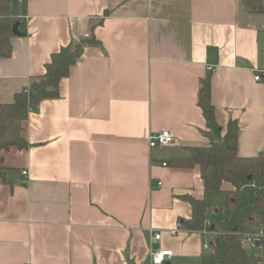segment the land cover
<instances>
[{
	"label": "crops",
	"instance_id": "crops-1",
	"mask_svg": "<svg viewBox=\"0 0 264 264\" xmlns=\"http://www.w3.org/2000/svg\"><path fill=\"white\" fill-rule=\"evenodd\" d=\"M253 1L18 2L25 30L0 59V104L62 47L92 42L59 97L28 114V148L0 152L11 170L0 182V264H153L158 250L172 252L162 264H199L210 235L181 224L192 216L184 198L204 201L210 220L232 187L205 192L198 166L170 161L212 143L197 105L207 76L221 129L213 142L235 122L239 157L264 149V13L252 12ZM161 130L173 143L150 149L149 135Z\"/></svg>",
	"mask_w": 264,
	"mask_h": 264
},
{
	"label": "trees",
	"instance_id": "trees-1",
	"mask_svg": "<svg viewBox=\"0 0 264 264\" xmlns=\"http://www.w3.org/2000/svg\"><path fill=\"white\" fill-rule=\"evenodd\" d=\"M18 2L0 0V59L11 55L12 26L18 23V31L25 30V24L14 12ZM251 5L252 12L264 13L256 0ZM91 42L87 39L80 44L62 47L51 55L43 75L32 79L24 91L16 93L12 103L0 104V152L12 147L28 148L22 137L28 114L35 111L41 101L59 97L60 81L68 76L82 53L83 45ZM197 105L206 119V135L212 143L209 147H188V155L172 159L170 165L177 168L198 166L205 192H220L223 183L232 188L224 191L225 205L214 208L210 220L206 218L207 204L204 201L185 197L191 205L192 216L181 224L188 231H202L209 221V228L215 233L210 237L209 251L201 256L199 264H264V236L257 239L259 254L251 252L255 248L253 243H242L244 235L257 234L264 226V149L254 157H239L235 122L228 123L220 143L213 142L221 129L214 119L209 76L200 82ZM10 172L3 167L0 157V182H6Z\"/></svg>",
	"mask_w": 264,
	"mask_h": 264
},
{
	"label": "built area",
	"instance_id": "built-area-1",
	"mask_svg": "<svg viewBox=\"0 0 264 264\" xmlns=\"http://www.w3.org/2000/svg\"><path fill=\"white\" fill-rule=\"evenodd\" d=\"M20 2L22 0H19ZM254 79L256 81L260 80V76L257 75L254 77ZM173 143V136L172 134L167 131V130H161L155 133H151L148 137V147L154 148L156 146H168L170 144ZM23 174L25 175L26 172H23ZM160 185V183H158V186ZM210 227V222L207 221L206 222V227L203 229L205 234H208L211 236H213L215 233L209 228ZM177 232V230H172L170 231L171 235H175ZM259 236H264V226L262 228H260V231L257 234L254 235H244L243 239H242V243L243 245H248V244H254L255 241H257ZM160 237L159 234H154L153 235V239L158 240ZM210 249V243L206 242L203 245V250L204 251H209ZM172 252L171 251H167V250H158V251H151L150 252V257H151V261L153 264H162L166 258L171 257Z\"/></svg>",
	"mask_w": 264,
	"mask_h": 264
},
{
	"label": "water",
	"instance_id": "water-1",
	"mask_svg": "<svg viewBox=\"0 0 264 264\" xmlns=\"http://www.w3.org/2000/svg\"><path fill=\"white\" fill-rule=\"evenodd\" d=\"M18 23H15L12 28H11V31H12V34L15 35V36H21L22 34L18 31ZM250 178V177H249ZM255 246L258 247V241H255Z\"/></svg>",
	"mask_w": 264,
	"mask_h": 264
},
{
	"label": "rangeland",
	"instance_id": "rangeland-1",
	"mask_svg": "<svg viewBox=\"0 0 264 264\" xmlns=\"http://www.w3.org/2000/svg\"><path fill=\"white\" fill-rule=\"evenodd\" d=\"M215 197H216L217 200H218L217 202H222V200L224 199V196H222V195H220V194H219V195H216ZM216 198H215V199H216ZM214 202H215V201H214Z\"/></svg>",
	"mask_w": 264,
	"mask_h": 264
}]
</instances>
